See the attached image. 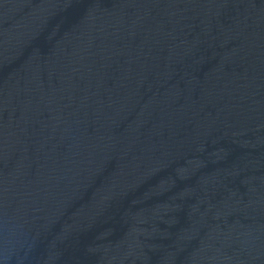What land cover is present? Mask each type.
I'll list each match as a JSON object with an SVG mask.
<instances>
[{"label":"water","instance_id":"water-1","mask_svg":"<svg viewBox=\"0 0 264 264\" xmlns=\"http://www.w3.org/2000/svg\"><path fill=\"white\" fill-rule=\"evenodd\" d=\"M0 264H264V0H0Z\"/></svg>","mask_w":264,"mask_h":264}]
</instances>
